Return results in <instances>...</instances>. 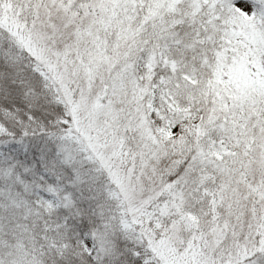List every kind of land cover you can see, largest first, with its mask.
Masks as SVG:
<instances>
[{
  "label": "snow or ice",
  "instance_id": "1",
  "mask_svg": "<svg viewBox=\"0 0 264 264\" xmlns=\"http://www.w3.org/2000/svg\"><path fill=\"white\" fill-rule=\"evenodd\" d=\"M0 264H264V0H0Z\"/></svg>",
  "mask_w": 264,
  "mask_h": 264
}]
</instances>
